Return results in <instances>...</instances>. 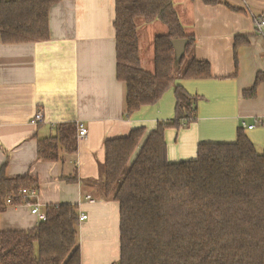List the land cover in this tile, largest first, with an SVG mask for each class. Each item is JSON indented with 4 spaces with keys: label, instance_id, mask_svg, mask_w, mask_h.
I'll return each instance as SVG.
<instances>
[{
    "label": "trees",
    "instance_id": "1",
    "mask_svg": "<svg viewBox=\"0 0 264 264\" xmlns=\"http://www.w3.org/2000/svg\"><path fill=\"white\" fill-rule=\"evenodd\" d=\"M113 1L115 77L126 86V117L154 106L170 89L175 98L172 119L149 131L133 129L104 141L99 195L119 208V259L113 264H264V153L258 154L239 128L234 143H200L195 159L168 162L164 132L196 122L200 100L176 80L210 79V65L193 56L195 38L185 33L173 0ZM59 2L0 0V41H49V11ZM138 20L159 21L167 30L153 41L151 73L140 64ZM174 40L185 41L179 60ZM239 40L234 41V54L246 43ZM261 83L264 72L256 74L243 96L253 98ZM78 140L76 123L57 124L53 136L37 139V157L48 163L63 161L77 153ZM5 169L6 163L0 169V215L8 207L7 198L10 206L20 205V190L38 191L35 177H10ZM60 180L89 183L77 172ZM44 214L45 221L32 229L0 230V264H82L78 207L49 206Z\"/></svg>",
    "mask_w": 264,
    "mask_h": 264
},
{
    "label": "crops",
    "instance_id": "2",
    "mask_svg": "<svg viewBox=\"0 0 264 264\" xmlns=\"http://www.w3.org/2000/svg\"><path fill=\"white\" fill-rule=\"evenodd\" d=\"M218 1L211 6L200 0H173L185 33L195 38L193 56L208 62L212 77L176 80L200 100L196 122L164 132L169 163L195 159L200 143H234L239 128L256 152L264 153V83L253 98L243 96L256 74L264 72V40L254 32L252 20L264 15V0ZM113 20V0H60L49 11V41H0V169L6 163L7 176L30 174L38 180L39 213L69 204L78 207L79 215H87L79 225L82 264H113L119 259L118 204L99 195L104 141L133 129L152 130L159 121L174 117L172 89L154 106L126 117V86L115 77ZM166 32L159 21H137L143 70L153 72V41ZM236 38L246 43L234 54ZM37 112L43 120L32 125ZM61 123L83 125L86 137L78 140L77 153L63 161H40L37 139L53 136ZM74 172L89 183L60 180ZM40 222L30 206H8L0 215V230L23 231Z\"/></svg>",
    "mask_w": 264,
    "mask_h": 264
},
{
    "label": "built area",
    "instance_id": "3",
    "mask_svg": "<svg viewBox=\"0 0 264 264\" xmlns=\"http://www.w3.org/2000/svg\"><path fill=\"white\" fill-rule=\"evenodd\" d=\"M253 20V28L254 32L260 36L264 40V15L259 16H252ZM43 120V115L41 112H37L32 119L30 120V123L32 125H36L37 123L41 122ZM264 125V124H263ZM249 128H252V126H249ZM87 130L83 127V125H78V139H83L86 137ZM19 194L21 195L22 203L20 205H27L31 207L32 214H36L39 216L40 221H45L46 215L44 213H39V208L37 203L35 202L37 192L35 189L29 190V189H22L20 190ZM6 204L10 206L12 204L11 198H7ZM79 222H84L87 220V215L80 214L78 216Z\"/></svg>",
    "mask_w": 264,
    "mask_h": 264
},
{
    "label": "water",
    "instance_id": "4",
    "mask_svg": "<svg viewBox=\"0 0 264 264\" xmlns=\"http://www.w3.org/2000/svg\"><path fill=\"white\" fill-rule=\"evenodd\" d=\"M184 44H185V41H182V40L172 41V45H173L174 51H175V59L176 60H179V58L183 55Z\"/></svg>",
    "mask_w": 264,
    "mask_h": 264
},
{
    "label": "rangeland",
    "instance_id": "5",
    "mask_svg": "<svg viewBox=\"0 0 264 264\" xmlns=\"http://www.w3.org/2000/svg\"><path fill=\"white\" fill-rule=\"evenodd\" d=\"M143 23H145V22H143ZM162 24V23H161ZM165 26V25H164ZM139 35H140V38H143V33H142V30L141 31H139ZM146 46H147V43H146ZM142 47H143V39H142ZM144 48V47H143ZM147 48V47H146ZM84 139V138H83ZM88 199V198H87ZM15 206H17V205H15Z\"/></svg>",
    "mask_w": 264,
    "mask_h": 264
}]
</instances>
